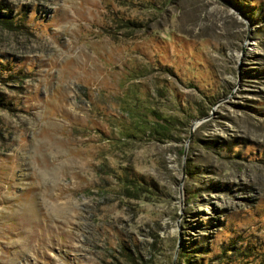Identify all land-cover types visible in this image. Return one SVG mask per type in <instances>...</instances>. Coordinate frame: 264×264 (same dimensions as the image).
Wrapping results in <instances>:
<instances>
[{"label": "rangeland", "instance_id": "rangeland-1", "mask_svg": "<svg viewBox=\"0 0 264 264\" xmlns=\"http://www.w3.org/2000/svg\"><path fill=\"white\" fill-rule=\"evenodd\" d=\"M0 264H264V0H0Z\"/></svg>", "mask_w": 264, "mask_h": 264}]
</instances>
